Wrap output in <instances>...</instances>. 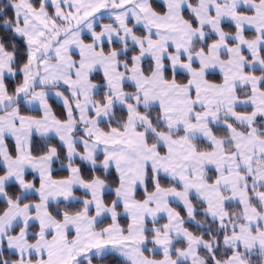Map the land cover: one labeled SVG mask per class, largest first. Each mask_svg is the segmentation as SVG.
<instances>
[{"label":"crops","instance_id":"obj_1","mask_svg":"<svg viewBox=\"0 0 264 264\" xmlns=\"http://www.w3.org/2000/svg\"><path fill=\"white\" fill-rule=\"evenodd\" d=\"M28 1L30 3V0ZM131 1L81 0L79 3L72 0L68 3V0H65V5L73 15L79 17L89 15L95 10L110 5L115 6V11L119 7H123L122 10L126 12ZM140 2L142 8L145 9L152 20L162 26V30H169L172 25L181 28L182 35L190 48L189 53H199V57L204 56L203 58L209 62H206L209 65L207 70H204L206 73H202L194 79L191 77V73L180 71L174 73L168 67L158 74L151 73L148 75L139 65L140 79L144 86L150 89L148 92L155 98L166 97L165 102H167L166 108H169L168 113L176 117L180 123L187 122L188 124H171L169 121L167 122L165 107L163 109L159 104L150 106L143 103V101L137 103L131 98L125 97L124 104L126 105L122 107L127 110L129 117L123 131L101 128V124L107 122L113 116L114 109L117 106L121 107L118 103L104 105L108 107L104 115L99 119L93 118L89 124L85 125V119L83 122L80 120V106L74 99V95L71 91H68L67 87L63 88L62 86L55 89L63 94L58 101L50 90L39 89L21 105L0 115V164L6 169V173L0 177V198L7 199L6 188L10 184H17L21 186L22 190V186H27L26 190L23 191V197L36 195L39 198L38 201L29 202L25 205H21L19 200L9 201V208L5 214L0 216V220L8 215L12 208H14V215L30 213L35 217L36 207L38 208L44 204L43 208L45 207L46 210L49 228L63 231L65 237L64 244L66 245L63 246L61 252H57L60 259L67 256L65 253L72 254L75 251H84L85 237L92 240L89 243L91 245L110 242L117 238L123 240L124 237L132 234L146 244L149 241L147 237V232L150 230L148 224L162 219L169 222V225L161 229H152L155 235L152 241L156 243L158 240L165 239L173 246L175 242L172 237L175 236V231H182L189 238L193 237L185 230L184 221L179 213L173 209V204L182 206L192 216L195 210L192 198H197L206 205L207 214L213 220H216L212 215L215 213L214 209L217 210L218 214L221 210L225 216L221 217L222 221L220 223L225 225L230 222L226 212L227 205L239 204L243 209L242 203L246 202L252 206L253 201H259V199L254 198L253 191L264 192V157L261 159L258 151L259 149L262 150V147L264 150V124L258 123L256 119L253 120L254 118H250V123L253 124H247L248 121L242 117L254 112V107L244 105L242 100L251 91V79H255L256 85L253 90L254 93L258 94L256 98L264 99V90L261 87L264 73H260L261 71L264 72V69L259 70L249 67L251 56L248 55L246 48L239 49L235 52L234 57H230L222 51L220 54L212 56V61L209 60L206 52L210 46L216 45L218 39L215 37V40L206 49L195 50V43H204V41H201V38L193 39V31L197 26H193L185 18L184 13L188 9L168 12L169 10L163 4L165 0H137L136 5ZM154 3L161 4L164 11H157L153 6ZM76 10L77 13H74ZM206 11L211 18H215L213 11L208 9ZM239 11L237 10L238 13L242 14L244 9L240 8ZM259 17L264 19V14L259 15L258 19ZM111 18H102L100 24L94 27V31H102L105 25H114ZM17 21H19L18 16ZM45 23V27L42 26L41 28L43 31L40 38L41 42H45L49 32L53 31L56 26L48 14ZM223 24L219 23L217 26L220 27L223 33L222 40L227 45L236 44V40L230 38L232 34L224 31ZM242 37L244 42H251L245 36V32H243ZM84 38L85 35H81L75 39L74 43L71 41L65 42L67 40L60 42L53 50L55 54L43 60V66L41 67L40 64V68L41 76L46 77L44 82L60 84L56 80L63 81L65 76L77 79L72 69L69 73L66 71V63L62 62L60 58H67L68 55L72 54L79 56V54L73 53L75 52L74 49L70 51V48L79 44L83 46L85 44ZM103 46L101 48L107 51L111 46L120 45L116 42L112 44L106 42ZM263 50L260 49V52L262 51L260 64L264 65ZM136 51L137 53H130L131 57H126L128 61H132V57L138 54L137 49ZM183 61L186 62L187 59L183 58ZM192 66L199 69L197 59L192 63ZM119 68L120 71L122 68H126L125 72H130L128 67L124 65ZM167 69L171 72L170 78H167ZM179 73L189 77L187 83L181 84L177 81L175 76ZM209 74L219 75L221 82L216 83L208 80ZM138 94L137 92L134 93V95ZM82 96L83 94L78 97L80 101H82ZM51 100L64 107L67 115L66 121L57 118L51 107ZM130 100L133 103H129ZM141 108H159L162 122L168 131H156L150 120L144 114L138 112ZM206 108L215 109L216 114H203ZM261 108L264 114V102ZM25 110L38 112L39 114L27 115L23 113ZM227 113L232 114L237 120H233L235 124L230 123L229 126L228 124L215 123L218 122L219 115H226ZM217 127L226 128L229 131V136L227 138L218 137L214 132ZM187 128L192 129V133H186L184 129ZM179 132H182V137L173 136V134ZM148 133L156 137L157 145L148 142ZM35 137L56 139L65 148L69 158L66 167L69 173L67 177L63 179L53 177L55 164L59 156L56 148H51L42 157L37 158L32 155L31 150ZM197 139L210 143L213 149L207 152L198 151L191 144V141ZM9 141L14 144L15 156L11 153L8 145ZM248 145L252 146L249 149L250 151L243 150L244 146ZM159 147H163L164 152H161ZM75 161H80L92 168L114 171L119 176L120 186L115 190L116 197L112 206H107L104 199L111 188L98 178L86 181L79 167L74 164ZM149 171L155 175L156 189L153 193L148 194L145 201L141 202L136 199V195L139 190L145 188ZM209 171L216 173L213 184L207 181ZM28 175L33 176V178L29 179ZM161 176L175 181L181 186V189L162 188L159 185V177ZM77 192L83 196L78 195ZM239 193H241V196H238ZM92 199H96L101 203V212L106 213L105 218H110L112 221L110 225L101 228L102 231L98 232H96V228L99 229L98 225L103 219L97 223L93 221L96 211H94L95 206L91 202ZM59 202H82L84 208L76 215H70L71 217L67 216L62 221H57L50 214L49 205ZM118 205L122 206V213L117 211L116 207ZM121 215L129 218L130 226L127 233L118 221V217ZM17 223L19 224L8 233L9 235L17 226L22 225L20 221ZM32 225H37L39 228L36 235L37 239L33 242L29 240V236L32 234L30 229ZM66 225L71 227L68 226L65 230ZM23 229H19L13 239ZM73 234H75L74 238L70 241L69 238ZM234 235L228 236L224 240L226 246L236 251L227 264H231L233 261L246 264L242 254L237 251V248H241V246L237 247L231 242ZM23 238H26L27 245L36 244L43 240L47 245L52 246L54 234L45 233L41 225L33 220V223L30 224L29 222L26 225V234ZM197 239L205 243L201 238ZM82 243H84L83 246H81ZM4 249H6L5 245L1 252ZM256 250L264 251V247ZM17 256L20 257V255ZM44 256L48 257L46 253ZM22 258L25 259L24 256ZM47 260L43 259V262ZM23 261L26 262V260ZM82 261L85 260L79 261V264ZM19 262L20 259L14 264ZM60 264L63 263L60 262Z\"/></svg>","mask_w":264,"mask_h":264},{"label":"rangeland","instance_id":"obj_2","mask_svg":"<svg viewBox=\"0 0 264 264\" xmlns=\"http://www.w3.org/2000/svg\"><path fill=\"white\" fill-rule=\"evenodd\" d=\"M71 1L68 0V3ZM75 1L81 2V0ZM136 1L137 0H132L129 2L127 6L128 11L126 12L122 10L123 7H119L117 11L109 10L96 15L87 21L81 28L71 32L67 37L62 39L61 42L67 40L65 42L71 41L74 43L77 37L85 35V44L83 46L79 44L70 48V51L74 49L75 52L73 53L79 54V56L72 54L68 55L67 58H60L62 62L66 63H64L67 67L66 71L69 73L70 69H72L77 79L65 76L63 81L59 79L56 80L60 84L44 82L46 79L44 75L39 79V82L42 84L57 85L63 88L67 87L68 91H71L74 95V99L79 104L78 106H80L79 117L82 122L85 119V125L89 124L93 118L99 119L102 117L108 108L104 106L106 104L118 103L121 107L126 105L124 104L125 97H128V99L131 98L137 103L143 101V103L150 106L159 104L163 109L165 107V111L167 112V114H165V119L167 122L169 121L171 124H188L187 122L180 123L176 117L168 113L169 108H166V97L155 98L148 92L150 89H147L140 79L139 65L144 70L145 63L151 61L153 63L152 73L154 75L168 67L172 69L174 73L179 71L191 73L190 75L194 79L198 78L202 73H206L204 70H207L209 66L206 62H209L203 58V55V57H199V53H189L190 48L186 43L185 37L182 35L181 28L172 25L169 30H162V26L154 22L146 13L145 9L142 8V3L140 2L136 5ZM10 3L14 6L19 20L15 26V31L29 43V53L32 61L36 52L45 45V42H41L40 38L43 35L41 28L42 26L44 28L46 24V10L44 11V7L35 9L32 4L30 5L31 0L30 3L28 0H17L14 3H12V1ZM44 4H49L53 7L57 18L61 21L60 25L56 24L60 29L64 26H68L70 23H76L81 17L85 16L82 15L77 17L73 15L72 12L68 10L69 8L67 5H65V0H44ZM163 4L166 6L167 10H169L168 12L178 9H188V12L194 16L197 23V27H194L193 39L201 38V41L204 42L212 37L218 39L216 45L210 46L206 52L209 60L212 61V56L220 54L222 51L228 56L234 57L235 52L239 49L246 48L248 55L251 56L249 67L259 70L264 69V65L260 64L262 56V51L260 52V49H264V19H261V17L258 19L259 15L264 14V0H165ZM240 8L244 9L242 14L237 12ZM207 9L213 11V15L215 16L214 19L209 16L206 11ZM74 13H77V10L74 11ZM104 17H112L111 19H113L114 25H105L102 31H94V27L99 25ZM229 21H231L230 24L236 28V31L230 37L232 40H236V44L234 45H227L222 40L223 33L220 27H217L219 23L226 24L229 23ZM52 22L55 24L53 20ZM248 31L255 32L256 36L253 38L248 37L251 42H244L242 34L245 32L246 36V32ZM53 32L54 30L50 31L48 36ZM106 42L110 44L116 42L119 43L120 46H111L110 49L106 51L104 48H101L104 47L103 44ZM132 49H137L138 54L132 57V61H128L126 57H131L130 51ZM0 52V102H3L11 97L9 93L7 94L8 91L6 92V88L4 89L3 79L5 77H13L15 71L12 68L13 55L3 51ZM53 52L49 56L54 55L55 53ZM183 58L187 59V61L182 62ZM196 59L200 66L199 69L198 67L194 68L192 66V63L195 62ZM43 62L44 61L41 63V67L43 66ZM123 65L128 67L130 72H125L126 68H122L120 71L119 67ZM196 69H198V71H196ZM24 74L27 83L32 78L31 63L24 70ZM250 83L252 86L251 91L250 93L248 92V96H244L242 100L244 101V105L253 106L254 112L242 117L248 121L247 124H253L250 123V118H254L253 120L256 119L258 123L264 124V114L261 108L264 99L256 98L258 94L254 93L253 90V87L256 85L255 79H251ZM128 87H133L134 89L128 90ZM46 90L53 92L52 94L57 101L63 96L62 93L55 89ZM103 92H105L106 95L104 99L105 103H101L100 101L102 97H104ZM136 92L141 95H134ZM81 94H83L82 101L78 99ZM204 111L203 114H216V110L213 108H206ZM219 117L218 122H215L217 124L229 125L230 123L235 124L233 120L237 121L232 114L229 113L226 115H219ZM184 131H186V133H192L193 130L187 128L184 129ZM251 148L252 146L248 145L244 146L243 150L250 151L249 149ZM258 151L262 159V157H264L263 147L262 150L259 149ZM22 187L23 191H25L27 186ZM252 194L254 198L259 199L260 205L251 206L246 202L242 203L244 222L239 223V226H235L238 230L234 232L235 235L231 238L232 240L230 239L237 247L241 246V250L245 253H253L257 251L256 249L264 247V233L261 234L264 232V192L253 191ZM238 196H241V193H239ZM91 202L95 206L94 211H96L93 221L97 223L104 219L107 214L101 212V203L96 199H92ZM43 206L44 204L38 208L36 207L35 217L30 213L26 215H24V213L14 215V208H12L10 213L0 220V252L5 245L8 252L20 255V262L17 264H60V262L63 264H79L81 260H90L92 257L108 254H116L131 264H178L179 262L204 264L205 260L200 256L199 250L201 248H205V250L210 252L214 250L211 243H202L195 237L189 238L188 235L182 233V231H175L176 234L172 237L174 242L184 240L188 243L186 249L177 251L179 254L178 260H174L171 257L173 247L165 239L156 241L154 247L151 249L153 253L162 254L164 256L163 259L153 260L147 258L143 254L145 243L138 240L137 237L132 234H129L128 237H124L123 240L117 238L110 242L102 244L94 243L91 245H89V243L92 242V240L85 237L84 251L79 250L72 254L65 253L67 256L60 259L57 252H61L63 246L66 245L64 244L65 237L63 231L60 232L49 228L46 210ZM186 211L188 212V210ZM214 211L215 213L212 214L213 217L221 222V217H223V215L225 216V214L221 212V210L219 211L220 214L216 212L217 210L214 209ZM33 220L41 225L45 233L54 234L52 246L47 245L43 240L36 244L32 243L27 245L26 238L23 237L26 234V225L29 222L30 224L33 223ZM169 220L172 222L170 218ZM19 221L22 223V225H20V230L23 229V227L25 228L13 239V236L17 234L9 235L8 233L19 224L17 223ZM172 224L174 226L173 222ZM172 224H170V226H172ZM68 226L69 225H66L65 230H67ZM70 227L71 226H69V228ZM98 231H102V229L96 228V232ZM125 233H127V231H125ZM74 235L75 234L69 238L70 241H72ZM83 244L84 243H82L81 246H83ZM45 253L48 257L44 256ZM23 256L25 259L22 258ZM43 259L48 260L43 262ZM23 260H26V262ZM240 263L241 262L233 261L231 264Z\"/></svg>","mask_w":264,"mask_h":264},{"label":"trees","instance_id":"obj_3","mask_svg":"<svg viewBox=\"0 0 264 264\" xmlns=\"http://www.w3.org/2000/svg\"><path fill=\"white\" fill-rule=\"evenodd\" d=\"M16 2L17 0H0V45L1 51L11 53L13 55V63L12 68L15 71V75L13 77H6L4 79V85L6 90L8 91L11 97L16 96L17 93L24 87L26 83V78L24 74V70L31 63V56L29 53V43L27 40L18 35L15 31V26L17 25V15L14 6L10 3ZM31 4L35 9H41L44 7L49 17L56 24H61L59 18H57L53 7L49 4L45 5L44 0H31ZM154 8L163 12V6L159 3L153 4ZM185 18L189 20L193 26H197L196 20L194 17L188 12L184 13ZM223 29L226 33L233 34L236 31V28L231 24H223ZM246 36L249 38H253L255 36L254 32L248 31L246 32ZM215 40L214 37L208 38L204 43H195L194 49H206L209 45ZM132 54L137 53L136 49H132ZM131 54V55H132ZM263 58H264V50H263ZM153 71V63L151 61H147L145 63L144 72L146 74H151ZM260 72V71H258ZM264 73V72H260ZM171 77V72L167 69V78ZM177 81L181 84H185L188 82L189 77L185 74H177L175 76ZM208 80L212 82H221V77L217 74H209ZM262 89L264 90V80L262 83ZM128 90H133V87H128ZM104 97L101 99V103H105L104 99L106 98L105 92H103ZM129 103H133L132 100ZM51 107L57 116V118L61 121H66L67 115L65 109L62 105L57 103L54 100L50 101ZM21 105V104H20ZM138 112L144 114L152 123L155 130L158 132H167L166 126L162 122L161 111L159 108H141ZM24 114L27 115H38V112H31L28 110L23 111ZM128 112L124 107L117 106L114 109L113 116L107 121L101 124V128L104 130L114 129L117 131H123L126 128L128 122ZM215 134L221 138H227L229 136V131L223 127H217L214 129ZM81 133V132H79ZM182 132L173 134L174 137H182ZM148 142L152 145H157L158 141L156 137L148 133ZM191 144L200 152H207L213 149V146L210 143L205 142L204 140H193ZM11 153L13 156L16 154V150L14 149L13 142H8ZM51 148H56L58 150V161L55 164V170L53 172V177L55 179H63L68 176L67 164L69 162V158L67 155V151L64 147L56 139H44L35 137L32 145L31 153L34 157H42L46 155ZM161 152H164L163 147H159ZM74 164L79 167L83 178L86 181H92L95 178L101 179L104 181L110 188L111 191L107 193L104 197L105 204L107 206H112L115 202V190L120 186V178L114 171H105L100 168H92L80 161H75ZM6 173V169L0 164V177H2ZM29 179H32L33 176L28 175ZM216 177V173L214 171H209L207 176V181L210 184L214 183V179ZM159 185L162 188H174L181 189V186L175 181L167 178V177H159ZM156 189V181L155 175L149 171L147 176V184L144 189L139 190L136 195V199L138 201H145L148 194H151ZM78 195H81L77 192ZM6 196L7 199L0 198V216L5 214V212L9 208V201H20L21 205H25L29 202L38 201L39 198L36 195L23 197V190L21 186L17 184H10L6 188ZM192 203L195 208L194 214L190 216L186 210L177 204H173L172 207L179 213L184 221V228L187 232H189L195 238H201L205 243H211L214 248L213 252L205 250V248H201L199 250L200 256L204 258V264H227L231 257L235 254V249L228 247L225 245V238L231 236L238 229L235 226H239V223L244 222L243 218V209L239 204H231L227 205L226 212L227 216L230 220L228 224L222 225L219 221L213 220L207 214L206 205L198 200L197 198H192ZM253 205H260L258 200L253 201ZM84 208V204L82 202H59L52 203L49 205L50 214L57 220L62 221L65 216L76 215L80 213ZM117 211L119 213L123 212L122 206H117ZM118 221L121 226L127 231L129 227V218L121 215L118 217ZM110 218L103 219L102 222L99 223L98 228H104L111 224ZM168 225V222L165 219L159 220L155 223H149V231L147 232V237L149 239L145 244V248L143 249V254L150 259L161 260L164 256L160 253H153L151 249L154 247V242L152 241L154 237V233L152 229L163 228ZM21 226H17L12 234H16ZM32 234L29 236V240L31 242L37 239L36 235L39 231L37 225H32L30 227ZM173 252L171 257L174 260H178V250H184L188 247V243L184 240L175 241L173 244ZM237 251L242 254L243 260L246 264H264V251L257 250L253 253L243 252L241 248H237ZM20 258L8 252V249H4L0 252V264H12L15 261H18ZM81 264H131L124 258L116 255V254H108L104 256H96L92 257L90 260L82 261ZM178 264H190L189 262H179Z\"/></svg>","mask_w":264,"mask_h":264},{"label":"water","instance_id":"obj_4","mask_svg":"<svg viewBox=\"0 0 264 264\" xmlns=\"http://www.w3.org/2000/svg\"><path fill=\"white\" fill-rule=\"evenodd\" d=\"M115 6H106L100 8L90 15L81 17L76 23H70L68 26H64L61 29L57 26L54 27V33L50 34L46 40L45 45L41 47L33 56L31 61L32 66V78L26 83L25 87L17 93L16 96L0 102V115L7 113L15 107L22 104L27 98H29L35 91L39 89H58L60 86L42 84L39 82L41 77V62L49 57L55 47L60 44L62 39L67 37L71 32L81 28L87 21L109 10H114Z\"/></svg>","mask_w":264,"mask_h":264}]
</instances>
